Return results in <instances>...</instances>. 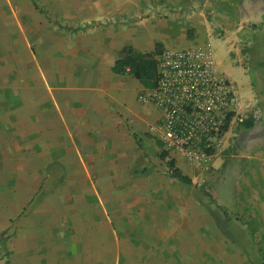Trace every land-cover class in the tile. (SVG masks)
Returning a JSON list of instances; mask_svg holds the SVG:
<instances>
[{
	"label": "crops",
	"instance_id": "1",
	"mask_svg": "<svg viewBox=\"0 0 264 264\" xmlns=\"http://www.w3.org/2000/svg\"><path fill=\"white\" fill-rule=\"evenodd\" d=\"M249 25L264 26V0H0V264H255L264 76L238 88L239 117L255 125L223 146L246 137L248 154L198 163L165 149L161 113L139 101L148 90L117 68L129 48L217 39L247 76L246 58L264 62V33L241 56ZM228 175L234 191L219 185Z\"/></svg>",
	"mask_w": 264,
	"mask_h": 264
},
{
	"label": "built area",
	"instance_id": "2",
	"mask_svg": "<svg viewBox=\"0 0 264 264\" xmlns=\"http://www.w3.org/2000/svg\"><path fill=\"white\" fill-rule=\"evenodd\" d=\"M156 62L155 86L139 101L161 113L159 138L166 150L209 161L229 128L242 121L236 83L220 71L211 46L164 49Z\"/></svg>",
	"mask_w": 264,
	"mask_h": 264
},
{
	"label": "rangeland",
	"instance_id": "3",
	"mask_svg": "<svg viewBox=\"0 0 264 264\" xmlns=\"http://www.w3.org/2000/svg\"><path fill=\"white\" fill-rule=\"evenodd\" d=\"M178 10L173 11L171 10V14L173 13H177V14H183L181 11L180 12V7H177ZM229 8H226V11H229ZM189 11V10H188ZM185 11V12H188ZM225 11V12H226ZM169 12V11H168ZM213 12V11H212ZM215 12V11H214ZM168 18V17H166ZM242 28H244V31L246 33L245 39L243 41H241V56L243 57H247L248 54L250 53L249 48L253 47V49H256V46L259 47L260 46V42H259V36L262 37V34L264 33V26H260V25H249V26H243ZM254 35V36H253ZM249 36V37H248ZM221 38V37H220ZM183 40V39H182ZM183 42V41H182ZM180 42L175 45L176 49H182L184 48L185 42ZM213 45V50H214V54H215V58L217 60V64L218 67L220 69V71L222 73H224L231 81H233L234 83H236V85L238 86V88L241 90L242 92H245L246 88H247V84L250 83V81L252 82V84H254V86H257L258 82L260 81V78H263L264 75L259 74L258 72L262 71V68H264V62H260L256 65H250L249 60H247L246 58V63L241 65V70L244 68L245 70H248V75L244 76V74H241L240 72V68L237 66H234L233 63L237 64L236 59L232 56V54L230 56L226 55V51L224 46L221 44V42L219 40H214L212 41ZM232 46V43H230V47ZM259 48H262L261 46ZM243 69V71H244ZM157 77V75H156ZM156 77L153 78L152 80H156ZM155 86V84H151L149 86H144L146 88V90H150ZM145 91V90H144ZM263 93V92H262ZM157 112V110H156ZM246 123H252L253 126L255 125V121L254 120H243L241 122L235 123L234 125H232V127L229 128L228 131L229 134L227 135V138H231L233 137L232 135V129L234 128L235 131H239V130H247L246 127ZM262 124V125H261ZM258 125H261V128L264 130V123H262L261 121L258 122ZM260 132V130H259ZM262 133V132H260ZM249 138V137H248ZM234 139V138H233ZM226 141V137L223 141V146L225 144ZM248 140L247 138H243L241 136L235 137V147H233V150L231 149L228 153H226L225 150H223V146L221 148V150H219V152H217L216 154L219 155L220 157H223L224 160H226V158L229 160L232 158H237L238 160L240 158H244L249 152V148L251 149L252 147H250V145H248ZM258 146L255 145V149L257 151H264V133L258 135ZM243 146H242V144ZM241 145L240 148H238L237 150V146L236 145ZM232 151H235L234 155L233 153H231ZM231 153V154H230ZM215 154V155H216ZM244 156V157H243ZM259 156L261 155H255L256 158H260ZM212 158V157H211ZM210 158V159H211ZM222 158V159H223ZM220 186L224 187L226 190L229 191H234L235 190V180L232 177H228L219 184ZM197 190L199 193H203L206 194L207 192V188L205 186H197ZM211 191L217 192L216 191V187H212ZM218 193V192H217ZM210 194V193H209ZM262 236H260L259 234L255 235L253 238L255 239V250L251 251L253 252V258H251L252 260L255 261V264H264V248L262 247V243L260 242V238ZM248 252V251H246Z\"/></svg>",
	"mask_w": 264,
	"mask_h": 264
},
{
	"label": "trees",
	"instance_id": "4",
	"mask_svg": "<svg viewBox=\"0 0 264 264\" xmlns=\"http://www.w3.org/2000/svg\"><path fill=\"white\" fill-rule=\"evenodd\" d=\"M163 47L162 45H157L156 50L153 54H134L131 48L126 49L124 51L125 58L124 60L118 62L117 68H119L122 72L125 73V67H129L130 71L134 74V76L140 81L143 86H149L151 84H155L157 80V62L156 58L162 53ZM156 77V80H152ZM247 129L253 127L252 123L247 124ZM213 153H208V155H212ZM161 159L167 161L168 168L171 171V175L173 178L179 180L184 184L192 185V181L186 178L182 172L176 167L175 161L169 159V156L166 152H163L160 155Z\"/></svg>",
	"mask_w": 264,
	"mask_h": 264
}]
</instances>
